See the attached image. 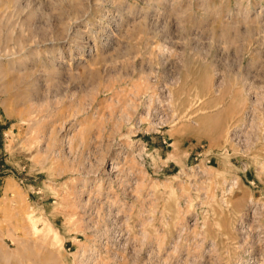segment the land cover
Instances as JSON below:
<instances>
[{"label": "rangeland", "instance_id": "374dc122", "mask_svg": "<svg viewBox=\"0 0 264 264\" xmlns=\"http://www.w3.org/2000/svg\"><path fill=\"white\" fill-rule=\"evenodd\" d=\"M9 1L0 264H264V0Z\"/></svg>", "mask_w": 264, "mask_h": 264}, {"label": "bare ground", "instance_id": "6f19581e", "mask_svg": "<svg viewBox=\"0 0 264 264\" xmlns=\"http://www.w3.org/2000/svg\"><path fill=\"white\" fill-rule=\"evenodd\" d=\"M8 1L0 0V4L4 5ZM8 37L0 28V82L7 91H12L17 99L30 98L29 95H31L32 88L36 86L35 84L39 80L48 81L54 79L58 75L56 74L57 71L55 72L54 70L53 61L40 57L38 51H30L22 54L23 56H19L16 55L19 52L18 50L17 52L7 50L6 42L9 39ZM29 217L27 215L28 219H30ZM2 253L0 256L4 257Z\"/></svg>", "mask_w": 264, "mask_h": 264}]
</instances>
